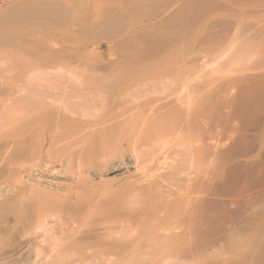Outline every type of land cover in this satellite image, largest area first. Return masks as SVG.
Returning <instances> with one entry per match:
<instances>
[{
    "label": "bare ground",
    "instance_id": "6f19581e",
    "mask_svg": "<svg viewBox=\"0 0 264 264\" xmlns=\"http://www.w3.org/2000/svg\"><path fill=\"white\" fill-rule=\"evenodd\" d=\"M155 1L97 0L86 18L80 7L46 1L3 21L45 20L7 42L22 52L13 62L28 74L16 92L11 86L3 97L0 89V161L20 182L13 198L21 210L8 209L19 230L35 236L55 217L72 238L83 234L56 252L60 264H192L236 241L220 245L238 229L210 191L240 158L264 148V62L253 60L264 44V0ZM93 37L110 44L108 62L82 55ZM94 166L101 177L133 178L100 220L83 207L89 192L72 207L55 190L64 172L81 176ZM98 222L103 234L93 236ZM139 224L136 239L115 237L116 225ZM34 251L37 264L43 256Z\"/></svg>",
    "mask_w": 264,
    "mask_h": 264
},
{
    "label": "rangeland",
    "instance_id": "374dc122",
    "mask_svg": "<svg viewBox=\"0 0 264 264\" xmlns=\"http://www.w3.org/2000/svg\"><path fill=\"white\" fill-rule=\"evenodd\" d=\"M46 1L51 2V3H55V4L60 3L59 4L60 6L63 5V6H66L68 8H72V9L73 8L78 9L80 7L79 8V11H81L80 16L85 14V17H84V15L82 16L83 18L89 17L91 15L92 10L93 11L97 10V8L95 7L97 0H94V1L93 0H0V89L5 90V92L2 93L3 97H5L9 87L14 86L13 90H15V92H16L18 87L20 88L22 85H24V83L27 82V78L24 77L23 75L26 72L28 74V70H26L27 69L26 67L23 68L19 63L13 62L15 57L18 58L19 55H22V52H19L17 50L15 44L7 43V42H10V40L17 41L19 39L18 37L21 34L25 35L26 32H28L30 30L31 31H33V29L39 30L37 28H34L33 25L39 24V23H44L45 20L43 17L40 18V16H38L37 18L35 17V19H31V20H28L26 22H18L16 24H8L7 25V23L4 22L5 23L4 24L3 21L5 18H7L11 14L15 13L16 11L21 12V11H24V9L28 10L30 5L31 6L32 5L33 6H37V5L39 6V5H42V3H45ZM52 1H54V2H52ZM161 1L162 0H156L155 3L158 4ZM91 4H93V5H91ZM89 5H90V9L91 8H93V9L89 10V8H88ZM81 6L86 7V8L82 9ZM86 11H88V12H86ZM88 39H90V38H88ZM88 39H87L88 46H87L86 50L83 51V54H82L84 57H86L85 59L89 60V61L94 60V62H96L95 60L97 58H101V55H102L103 56L102 60L104 62H108L109 57H110L109 56L110 44H108L107 42L105 44H101L104 42H102V41H100L94 37L91 38V40H88ZM4 43H6V44H4ZM262 44L263 43H261V45L259 44L258 47L256 48V50H260V51H258L260 53V55L258 52L256 53L257 57H256V55L254 56V59H253L254 62H257V63L258 62L259 63L264 62V60H263L264 59V53H263L264 52V44H263V46H262ZM261 54H263V55H261ZM92 61H91V63H92ZM94 62H93V64H94ZM209 65L211 67L214 66V64H212V65L209 64ZM231 93H232L231 96H234V95H236L237 91L235 89H233V90H231ZM21 94H25V93H21ZM18 96H19V93H16V94H14V96H12L10 98L14 99V97L17 98ZM231 96L229 95V97H231ZM11 103L12 102H8L7 104L10 105ZM262 117H260L259 119H261ZM257 121H255V123H254V127L257 129L256 130H255V128L253 129V131L255 130L256 132L261 127L262 119L260 120V122H257ZM255 131L252 132V135L256 133ZM1 147H3V146L0 144V148ZM257 151H258V149H255L253 151V153L250 154L249 157L240 158L238 160V163L235 164V166L239 167V168H236V172H234L235 169L231 167V170L230 169L227 170L228 172L227 171L225 172L223 178L220 179L221 181L217 182L215 184V186L210 191V200H212V203L214 202L213 201V199H214L215 204L218 206V208L219 209L222 208V213H224V215L233 216L234 228H235V230L238 229L236 231L231 232V234H232L231 236L228 235L229 234V232H228V234H226L224 237V241H222V244L220 243V245H223V244L226 245L227 244V243H225L226 240H228L229 238H233V237L237 236L236 241L234 240V242H232V243L229 242L230 246L227 248V246H228L227 245L225 249H221L219 246L217 253H216V250H210L208 252L209 253L208 255L211 256V257H209L210 260L208 258H206L207 260H203L200 262L198 261V263L193 262L192 264H230V262L232 264H264V148H263V151H262V149L259 152H257ZM2 153L3 152L1 151L0 154H2ZM260 153H261V155H260ZM15 156L12 155V159L14 161L17 159V158L15 159ZM1 157H3V156L0 155V160L4 159ZM127 157L125 158V161L128 163L132 157H130V156H127ZM8 158H10V157H8ZM0 162H1L0 163V204H2V205H0L1 206L0 207L1 208L0 209V215H1L0 216L1 217L0 218V264H36L33 262V260H34L33 257L35 256L34 250L37 246L40 247L41 254L43 256L42 261H39L37 264H60L61 263V260H60L61 257H59V258L55 257L56 256L55 254H56V252L58 254L59 251H61L60 248L62 249L65 246L72 244V243H69L70 241L74 242L73 241L74 237L72 238L70 236V235H72V231H70L69 227L63 226L64 224H63L62 220H57L55 217L52 218V220L50 218L48 225H46V227L41 228L39 230H36L35 236H33L35 233H33V235H32V233H30L31 235L29 236L28 232H24V231L22 232L21 230H19L16 227L15 222H14V220H15L14 212L15 213L20 212V210H21L20 208L22 207V205H20L19 202L17 203L18 200H16L13 197H14V186L15 187L19 186L20 182L17 183L13 180L14 178L11 176L7 161L6 162L0 161ZM131 163L133 164L134 162L131 161ZM6 165H7V168H5ZM94 168H95V166L92 167V169H89L90 172L89 173L87 172L88 174L85 172V173H83L84 175L82 174L81 176H78L75 172L71 173V171L64 172V174H62L60 176L61 178L57 179L58 184L56 187L57 189H55V190H57L56 193L57 194L59 193L58 194L59 196L61 194L63 196L65 195L66 197L68 196L66 199L70 198V201L72 203V204L71 203L70 204L72 205V207L77 206V204L82 205V203H80V201H79L80 196L82 195L81 199L83 200V198L85 197L84 195L89 196L88 194L90 193V196H89L90 199L89 200L86 199L89 197L84 198L86 203H87V201H88V203L87 204L83 203L84 204L83 207H88V208L92 207L91 210L93 212H91V213L95 214L97 212L95 214V218H96V216H98L97 217L98 219L97 218L96 219L100 220L99 218H101L103 216V214L106 215L109 211L111 212V207L113 208L114 206H117V204L120 201V198H122L123 194H125V192H124V191H126V187H124V186H126L125 182L128 180L130 181L133 178L131 177V179H130V175L127 174L125 171L121 172V173L109 174L107 176L101 177V176H99V173H98L99 171L97 170V172H96V168L95 169ZM93 169L95 171H93ZM121 188H123V189H121ZM9 189H12V190H9ZM77 189H79V190H77ZM83 189H84V191H80ZM8 190H9V192H8ZM11 191H13V192H11ZM78 192H80V193H78ZM82 193H85V194H82ZM227 195H229V196H227ZM102 198H104V199H102ZM233 198H235V199H233ZM77 199H78V201H77ZM91 199H93V200H91ZM236 199L237 200L239 199L240 202L238 203L237 201H235ZM84 200H83V202H84ZM103 201L105 202L104 204H103ZM247 201H249V203H247ZM7 202H9V203H7ZM93 202H94V204H93ZM98 203H99V206L97 205ZM114 203H115V205H114ZM240 203H242V204H240ZM8 204L12 207H10ZM90 204H92L93 206H91ZM18 205H20L19 206L20 210L17 208ZM85 205H87V206H85ZM96 205L99 207L98 208L99 212L96 211L97 210ZM100 205H103L102 209H101ZM14 206L17 208V210L13 209ZM93 207L94 208L96 207V208L94 209ZM11 208L13 209L14 212L12 210L8 211V209H11ZM106 211H108V212H106ZM59 221H60V223H59ZM56 222H57V225H56ZM53 223H55V224H53ZM141 224H142L141 227L143 226L145 228V225H143V223H141ZM100 225L101 224L98 222L97 226L95 227L97 229H94V230H98V231H95L96 233L94 232L92 234L93 236H94V234H98V233L103 234L100 231L102 228V227L100 228ZM116 226L113 227V229L115 230V233H117V234H115L116 238L117 237L119 238L120 234H121V237H123V235L127 237V238L123 237V239H125V240H134L141 235L140 231L143 232V229L140 228L141 230H139L140 224H139V226L135 225L133 227H130V229L125 227V228H127L126 230H125V228L123 230H121V228L118 226L117 227L119 229L117 230ZM236 226H237V228H236ZM134 227L136 228L135 230L137 232H135V231L133 232ZM66 228L69 229L68 230L69 232H71L70 235H69V232L67 231ZM42 229H44V230H42ZM113 231H112V236L114 235ZM119 231H120V233H119ZM127 231H130V232H128V235H127ZM45 232H47L49 235L52 234L51 238L55 239V237H56L58 240H56V239L54 240L51 238L50 239L47 238V240H45L43 237V234ZM122 232L124 234H122ZM80 234H78L75 238L79 237ZM39 235H40V237H39ZM92 235H91V237H92ZM233 235H235V236H233ZM52 236H54V237H52ZM82 236H83V234H81V237ZM31 237H35V238L33 239ZM37 237H39V238H37ZM40 238H42V239H40ZM63 238H67V239L64 240ZM99 238L102 239V237H98L97 240H99ZM95 239L96 238L93 237V238H91L90 241L95 240ZM44 240L46 241V244L42 242ZM51 240H53V241H51ZM64 242H66V243H64ZM82 242L84 243V240L80 241L79 244H77L78 242L76 244L80 245V243H81V245H82L83 244ZM28 243L30 245H28ZM31 245H33V246H31ZM225 245H223V246H225ZM232 247H234V248H232ZM56 258H58V260ZM80 261H79V263H78V261H76L77 263L76 262L74 263L71 261L72 262L71 264H84V263H80ZM227 261H229V262H227ZM65 262H63V264H65ZM85 264H89V263H85ZM146 264H165V262L150 263L148 261V263H146Z\"/></svg>",
    "mask_w": 264,
    "mask_h": 264
}]
</instances>
